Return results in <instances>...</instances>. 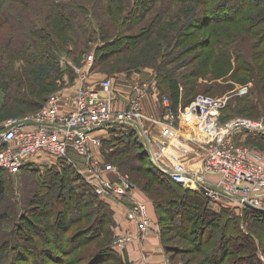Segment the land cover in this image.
Segmentation results:
<instances>
[{
  "label": "rangeland",
  "instance_id": "1",
  "mask_svg": "<svg viewBox=\"0 0 264 264\" xmlns=\"http://www.w3.org/2000/svg\"><path fill=\"white\" fill-rule=\"evenodd\" d=\"M69 1L76 2L85 7L83 8V10L79 8L81 12H78L79 14L77 15V17L83 15L82 17L89 18L91 22V28L96 32H93V35L88 38L92 33H89L86 30L85 32H82V30L76 27L74 28L76 31L74 33L70 30L69 23H67V26L65 27V30L69 31L66 33H61L58 30V26L61 27L59 23L53 25L56 33L51 29L53 26L50 27L51 32L56 35L54 39L57 42L61 37L64 38L63 41H67V37H73V40L61 45V47L63 48L57 51V57H59V61L58 63L56 62L57 64L55 63V65H53L51 61L49 64H47L42 59H37L38 61H35L28 55V48H25L26 45L21 41L22 39H28L29 36H35L38 26L49 27L50 25L48 24H50V22H59L60 18L58 15L53 13V10H57L60 12L61 10L52 4V0H0V3L2 4L1 8L5 10L8 16L12 17H9L10 20L6 21V18L4 16H1L0 14V125L6 123L10 119L33 114L37 111L38 106H40L44 99L51 93L70 92L75 90L84 82L96 83L100 79L105 77H111L113 79V82H119L120 85H123L126 82H130L131 80H134V78H138L137 80L143 79V81H147L153 86V88L150 89L148 93H154V99L161 100L163 96L167 97V90L165 88V85L168 77H165L164 74L168 73L169 71H171L172 73V70L174 69H176V72L179 73L182 71V69H184L183 71H185L188 70V68H191L192 65H195V63L198 61L193 60L195 59V55L197 53L205 55L210 50V48H208L209 45L207 44L210 40V29L217 28L221 30L225 25H228L230 29H234V24L227 23L212 24V26L208 28L207 26L203 28L198 27L194 32L195 34L193 36L186 37L185 40L187 45H189L193 41H198L197 43L193 42L194 44H196L197 48L185 52V56L183 55L181 57H177V59L175 60H172L174 51L169 49L170 45H173V40H171L170 37H166L164 41L160 40L162 44L158 48L151 47L153 46V44H146V46H144L142 49L135 50L132 49V47L130 49H126L125 46L127 45H125V43L128 40L124 39L119 40L112 45H105V43L107 42L105 41V39H107V37L101 36L102 34L100 26L98 24V20L105 17L109 21L110 17L109 15L105 16L103 14V12L101 11V5L99 7L98 4H109L111 2V4L113 5L115 3H119V5L123 7L121 8L123 12H126L128 14V17H133V12L129 13V11H131V9H135V0ZM164 6H166L167 9V14L165 16L168 18L169 22H172L174 27H182V30H184L186 27V24L184 23L191 17V11L194 8V5L191 4L189 0H174L171 1V3H168V6L167 4L163 3L162 6L160 5L157 9L152 7V9L150 10V16H153L155 14V10L162 11ZM233 7H235L234 4H226L227 9H233ZM249 8L251 9V7ZM65 12L66 11H64L63 13ZM145 16L146 14H144L141 19H143ZM14 19L18 20V26L16 25L15 21H13ZM70 19L73 20L72 18ZM146 19H143L141 21H145ZM116 28L117 25L112 29ZM127 29L128 28H125L124 31H128ZM192 31V29L189 30V32L191 33ZM14 32L15 38L13 39L11 37V34H14ZM80 35V44L82 46L83 42L87 41L86 47L83 50L80 48L81 46H79L78 42V37ZM244 35L245 37H248L247 34ZM182 38L183 37L181 36L180 39ZM244 43L245 47L249 50V43ZM19 49L24 50V57L16 56L14 58V61H6L5 57H1V54H3V56H6V54L17 55ZM174 49H177L176 51H178L179 48ZM240 49L242 50V52H245L244 56L247 60L252 59L250 57V52L249 55H247L246 49L241 47ZM88 55H92L91 65H88L86 61ZM187 57H189L192 61H189ZM30 58L33 59V61ZM61 59H65L71 64H64ZM226 60L227 59H223L217 63L214 62L212 65L214 74L213 79L216 83L215 85H213V87L217 86L218 89H216L215 91L211 90L206 92L200 90L202 89L201 87H203L201 86L203 80L199 79L196 82V86L198 87H195V90L200 91H196L193 97L195 98L197 95H209L212 97L222 98L223 96L228 95L229 97L226 101L228 106H226V109H223L221 118L219 117V121L221 123H224L233 117H244L254 121H264V78H261L260 80L255 79L252 74H248L244 71L232 72V70H229ZM235 65L237 64L235 63ZM77 68L80 70L88 69V74L85 76V78H82L81 72L78 73ZM254 69V72L258 73V70L256 68ZM45 76L47 78L44 82L43 77ZM206 77L209 78L210 81L212 80L210 77ZM191 80L192 78L187 81ZM224 85L231 89V92H223L222 89H225ZM47 86L50 87V90L48 92H46L45 90ZM242 86L247 87V93L243 95L237 94V91ZM187 106L188 105L181 108L176 115L174 114L175 124L178 125L182 113L185 111ZM140 133H143V131H139V134ZM109 135L107 137H109ZM232 140L235 144L248 145L254 150L264 154V138H262L260 134L258 135L257 131H236L233 134ZM143 144H145V142ZM91 146V154L100 164L111 163L115 165L117 171L120 174L127 176V178L133 183L134 191L137 190L143 192L140 194L143 195L144 200L148 201L147 203L152 208V211H154V216L159 218V215H161V213L156 210L157 203H160L162 199L168 197L170 193L176 192L172 189L160 185L159 183H157V181H153L150 178L147 172L148 167H146V163L140 159L136 160L135 156L139 157V155L133 153L134 148L132 149L133 152H113L110 150L111 147H107V145L103 146L102 143L99 145L91 144ZM145 149L148 151L147 147H145ZM136 152L138 153L139 151ZM50 156L52 155L43 153L40 156L33 157L29 159L23 167L15 172H8L2 169L1 177L5 180L6 191L5 197L0 200V210L7 211L9 213V217L5 218L0 223V241L4 237H6L5 239H3L4 242L12 240V231H15L14 221H17V219L19 218L18 210H21L22 207H27L29 205V209H32V207H36V211H31L23 215V217L21 218V222L23 224L24 230H22L21 233L23 236H29L33 246V248L31 249V255L33 257H39L42 261V264H86V260L89 258L88 255H90L95 248L103 245L106 241H109V243L113 244L114 248H116L115 241L118 238H127L126 236L128 235L131 238L132 236L134 237L133 233L131 232L118 233L115 229V225L114 227L112 226L111 234H100L98 239L94 238L87 241V243L85 244H80L78 247H75L73 249L67 247L66 250L62 251L58 249L52 242V232L46 233V235L50 237L49 239H43L40 235V232H35V229L33 232L34 224L39 225L42 224V221L46 222L48 218H53L54 215L51 213V211L46 213V210L50 209V205L52 203H54V205H56L58 208L61 207V204L58 203L60 201L59 199L63 198V196L66 195V193H64V189L67 190V188L64 185V180L61 182V180L56 179V181L58 182L54 185V187L51 188V190L47 191L46 189L42 190L41 186H39V184L42 183V180L44 182H50L54 180L55 177L51 176V171H49V169L55 168L56 170H59L62 168L61 167L58 169L56 167V165H58V161L56 162V164H52L51 161L48 162L46 160V157ZM40 159L46 160L45 163L40 164ZM34 161H37V163H33ZM29 164L35 165L33 167V170H27ZM31 171H34V173ZM61 184H63V186H61ZM69 185H71V182H69ZM184 188L194 189L200 193H204L199 189L200 187L197 183L184 185ZM44 192L54 193L49 201H45V199H47L46 197L48 196L47 193L45 194ZM75 194L76 193H70V201L74 205L81 204L80 213H82L83 210L87 209V206L85 205V202H81L79 204L80 198ZM131 194L133 196H136L135 198H137L140 203H143L145 205L147 215H149L150 217V223H153L155 227L156 224L159 226L157 234L160 237L161 243H163L165 246L163 249L168 254L167 259L169 263L211 264L206 261L205 253H201L199 250L200 242L195 240V235H197V233L192 234L187 232L186 235H181L171 226V223L167 222L166 224H164L165 227L163 226L162 228V224H160L157 220H154L155 218L153 219V216L151 217V215L148 213L147 204L144 203L145 201H142V198H139L136 193ZM23 196H28V198L33 197L32 199L35 202L33 204H28L27 200H25L26 202H24L22 200ZM216 202H218V204L210 202L209 205L216 207L218 209L217 211H219L223 206H225L230 213H236L239 210V207L237 205H234L230 202L224 200H218ZM13 206L15 207V211ZM41 211L45 212L42 213ZM90 220L91 218L83 216L77 219V221H75L74 223H70L69 228L61 234V239L60 237H58L60 244L64 245L65 247L68 243L70 245L71 243L67 241L68 236L73 231H75L77 227L83 224H88ZM28 221H30L29 224ZM244 230L247 232L250 231L251 234L255 237L254 239L257 243V251L258 257L260 259V264H264V225H254L251 223L250 226H246L245 223ZM137 233L139 235V238H141L144 237L148 232L143 234L138 230ZM238 237L239 236L236 235V238ZM205 238L206 241H204V243H208L209 237ZM244 240L245 239L241 238L240 241L244 243ZM126 244H128V242ZM11 249L13 252L14 247H12ZM44 249L53 250L51 252L57 255L56 258L58 259L52 260L47 255L43 254V252L41 251H43ZM23 251L27 253L26 250L23 249ZM228 254L229 252L224 253L223 264H250L253 261L246 252L235 251V254ZM15 262H17V264H26L25 259H18ZM27 264L29 263L27 262ZM95 264L117 263L96 262ZM255 264H259L258 261H256Z\"/></svg>",
  "mask_w": 264,
  "mask_h": 264
},
{
  "label": "trees",
  "instance_id": "2",
  "mask_svg": "<svg viewBox=\"0 0 264 264\" xmlns=\"http://www.w3.org/2000/svg\"><path fill=\"white\" fill-rule=\"evenodd\" d=\"M171 1L174 0H135V9L129 11V13L133 12V17H128V14L123 12L121 9L123 7H121L119 3L113 5L111 2L109 4H97L99 7L101 5V11L103 14L105 16L109 15L110 17L109 21L105 17L98 20L102 34L101 36L107 37V39H105V41H107L105 43L106 46L124 39L128 40L125 43V45H127L125 46L126 49H130L131 47L135 50L142 49L146 44H153L151 47L158 48L162 44L160 40L164 41L166 37H170L171 40H173V45L169 44V49L174 51L172 60L183 56L184 53L189 50L197 48L196 44L193 42L197 43L198 41H193L192 43L189 42L190 44L187 45L185 40L186 37L193 36L198 27L203 28L207 26L208 28L216 23L234 24V29H230L228 25L222 27L224 30H219L217 28L210 29V40L207 43L210 50L205 55L197 53L193 60L198 61L195 65H192L191 68H188V70L185 71L182 69L179 73L174 69L172 70V73L171 71H167L168 73L164 74L165 77H168L165 88L170 101L169 109L173 114L176 115L181 108L188 105V103L194 98L193 95L196 91L203 90L206 92L218 89L217 86L213 87V85L216 84L213 79L214 74L212 69L214 62L217 63L223 59H227V66L232 72L244 71L248 74H252L255 79L260 80L261 78H264V0H189L191 4L194 5V8L191 11V17L184 23L186 24L184 30H182V27H174L172 22H169L168 18L165 16L167 14L166 6H164L162 11L155 10V14L150 16V10L152 7L157 9L160 5L162 6L163 3L168 6V3H171ZM52 4L61 10V12L53 10V13L60 18L59 22H50V24H48L50 25L49 27L38 26L35 36H29L28 39H22L21 42L26 45V47H24L28 48V55L35 61H38L37 59H42L47 64L51 61V63L55 65V63H58L59 61L57 51L63 48L61 45L73 40V37H67V41H63L64 38L61 37L57 42L54 39L56 35L51 32L50 27L59 23L61 27L58 26V30L61 33H66L69 31L65 30V27L67 26L66 24L69 23V28L74 33L76 32L74 29L75 27L82 30V32H85L86 30L89 33H92L88 38H90L93 35V32L96 31L91 28L89 18L82 17L83 15L77 17L79 14L78 12H81L79 8L82 10L85 8L83 5L69 0H52ZM226 4H234L235 7H233V9H227ZM1 5L2 4L0 3L1 16H4L6 21L10 20L9 17L11 16H8L5 10L1 8ZM249 7H251V9ZM63 10L66 12L63 13ZM144 14H146V16L143 19H147L141 21L143 20L141 17H143ZM13 21H15L18 26V20L14 19ZM116 25L117 28L112 29ZM125 28H128V31H124ZM51 29L55 32L54 26ZM190 29L193 30L192 33L189 32ZM244 34H247L248 37H245ZM14 35L15 32L14 34H11L13 39L15 38ZM181 36L183 37L182 39H180ZM80 40L81 35L78 37V42L79 46H81L80 48L83 50L86 47L87 41L83 42L82 46ZM244 42L249 43V50L245 47ZM240 47L246 49L247 55H249L250 52V57L252 59L247 60L244 56L245 52H242ZM174 48L179 49L176 51L177 49L175 50ZM16 56L24 57V50L19 49L17 55L6 54V56H3V54H1V57H5L6 61H14ZM187 58L189 61H192L189 57ZM33 59L31 60L33 61ZM235 63L237 65H235ZM254 68L258 70V73L254 72ZM206 76L210 77L212 80L210 81ZM43 78L45 82L47 77L45 76ZM191 78V81H187ZM199 79L203 80L201 85L203 87H201L202 89L200 90H195V87H198L196 86V82ZM224 87L225 89L223 88L222 91L225 93L231 90L226 87V85H224ZM45 90L48 92L50 87L47 86ZM47 97L38 108L45 103ZM226 106H228L227 102L219 110L220 118L222 111L223 109H226ZM138 131L139 130L131 124H120L96 127L92 130V135L98 136L100 138V144L102 143L103 146L107 145V147H111L110 150L113 152H133L132 149L134 148L133 153L138 154L139 157L141 156L139 158L134 155L136 160L140 159L146 163V167H148L147 172L150 178L153 181H157L160 185L176 192L170 193L168 197L162 199L161 202H158L156 205V210L161 213V215H159V220L161 222L160 224H162V228L163 226L165 227L164 224L167 222L171 223V226L181 235H186L187 232L192 234L197 233V235H195V240L200 242L199 250L201 253H205L206 261L211 264H223L224 253L229 252L228 255H230L235 254V251L248 253L247 255L253 260L250 264H255L256 261L260 264L257 243L254 239L255 237L250 231L247 232L244 230V225L245 223L246 226H250L251 223L254 225H264V211H259L250 207H243L240 213L238 211L236 213H230L223 205L219 211L211 209V205H209L210 202L217 204L218 202L211 201L208 196L197 190L184 188L182 183L172 180L167 173L160 171L153 165L149 158V154L140 139ZM257 134H260L261 137L264 138L263 131H258ZM108 135L109 137H107ZM136 151L139 152L137 153ZM53 158L54 160L52 164H56L58 161L56 167L58 169L62 168L59 170H56L55 168L49 169V171H51V176L55 177L54 180L50 182H44L42 180V183H40L39 186H41L42 190L46 189L47 191L51 190V188L58 182L56 179L61 180V182L64 180V185L67 188V190L64 189L66 195L59 199L60 201L58 203L61 204V207L58 208L54 203H50V209L46 210V213L51 211L54 215L53 218H48L46 222L42 221V224L39 225L34 224L33 232L34 229L35 232H40L43 239H49L50 237L46 235V233L52 232V242L62 251L66 250L67 247L73 249L80 244L87 243V241L91 239H98L100 234H111L112 226L114 227L116 223L114 220L113 208L105 199L107 195L100 196L96 194L86 180L78 174L73 165L68 164L62 159L56 157ZM46 160L48 162L50 161L49 159ZM34 166L35 165L33 164H29L27 170H33ZM31 172L34 173V171ZM1 174L2 170H0V200L5 197L6 191V183L4 178L1 177ZM69 182H71V185H69ZM61 186H63V184H61ZM44 193L46 194L47 192ZM70 193H76L75 195L80 198L79 204L85 202L87 209L80 213L81 204L74 205L71 203ZM53 194L54 193H47L48 197H46L47 199H45V201H49ZM113 196L114 198H118L122 195ZM32 198L33 197L28 198V196H23L22 200L24 202L27 200L28 204H33L35 201H33ZM29 207L30 205L18 210L19 218L17 221H14L15 231H12L13 237L11 239L13 241L8 240L4 242L3 239L6 237L2 238L0 241V264H17L15 261L18 259H25L26 264L27 262L29 264H42L39 257H33L31 255V249L33 246L29 236H23L21 233V231L24 230L21 222L23 215L31 211H36V207H32V209H29ZM13 208L15 211L14 206ZM41 212L44 213L45 211ZM83 216L91 218V220L88 224H83L77 227V229L68 236L67 241L71 243L70 245L68 243L65 247L60 244L58 237L61 239V234L69 228L70 223H74L77 219ZM8 217L9 213L7 211L0 210V223ZM29 223L30 221H28V224ZM236 235L239 237L236 238ZM205 237H209L210 242L208 241V243H204V241H206ZM241 238L245 239L244 243L240 241ZM12 247H14L13 252L11 249ZM23 249L26 250L27 253L23 251ZM51 251L53 250L44 249L41 252L52 260H57V255ZM88 256L89 258L86 260V264H95L96 262L126 264L123 261L121 252L115 249L114 245L109 243V241H106L103 245L95 248Z\"/></svg>",
  "mask_w": 264,
  "mask_h": 264
},
{
  "label": "built area",
  "instance_id": "3",
  "mask_svg": "<svg viewBox=\"0 0 264 264\" xmlns=\"http://www.w3.org/2000/svg\"><path fill=\"white\" fill-rule=\"evenodd\" d=\"M91 59L92 55H88V65H91ZM61 61L71 64L65 59ZM77 71L81 72L82 78L88 74V69L77 68ZM113 85V79L105 77L96 83L84 82L70 92L51 93L33 114L10 119L0 125L1 129L19 120L34 121L12 126L1 136L0 170L15 172L29 159L48 153L73 165L100 196L132 192L133 183L127 176L120 174L115 165L100 164L92 156L91 144H100V138L92 135V130L99 126L120 124L140 128L143 119L150 117L144 113L142 105L153 86L147 81L134 79L130 85L128 105L116 109L112 105ZM247 91V87L242 86L237 94L243 95ZM228 97L197 95L182 113V118L195 125L199 133V146L204 152L201 173L192 176L167 169L148 149L149 157L153 165L167 173L172 180L183 185L197 183L211 201L230 202L239 207V213L243 207L264 211V154L248 145L235 144L232 140L233 134L239 130L264 132V121L233 117L221 123L219 110ZM161 101L167 109L164 118L173 126L174 114L169 109V99L162 97ZM106 121L119 123L104 124ZM125 216L135 222L140 233L145 234L150 230L158 232L159 226L150 223L145 205L138 200L128 206ZM126 237L118 238L116 247H125L132 239L129 235Z\"/></svg>",
  "mask_w": 264,
  "mask_h": 264
},
{
  "label": "crops",
  "instance_id": "4",
  "mask_svg": "<svg viewBox=\"0 0 264 264\" xmlns=\"http://www.w3.org/2000/svg\"><path fill=\"white\" fill-rule=\"evenodd\" d=\"M132 81L123 85L116 81L113 82L112 105L114 108L121 109L128 105ZM166 96L168 98V95ZM154 97V93H148L143 99V111L150 116L142 121L140 128H137L139 131H143L139 134L141 141L142 139L145 141L143 145L167 169L181 171L192 176L201 173L204 152L199 146L200 139L197 128L184 120L182 116L178 125L175 124V121L173 126L169 125L164 118L165 107L162 105L161 100L154 99ZM46 159L51 162L54 160L52 156ZM45 161L40 159L39 163L43 164ZM33 163H37V161ZM131 193H136L139 198H142V201L144 200L143 195L140 194L143 192L137 190L128 192V194L118 198H114L113 195H107L105 198L113 208L116 231L118 233L131 232L134 235L124 248L116 247L115 249L121 252L123 261L126 264H171L172 262H168V254L164 251V244L161 243L157 232L150 230L144 237L140 236L141 238H139L135 222L126 218L125 213L128 206L134 200H137L136 196ZM144 201L151 217L153 216L154 220L161 223L159 218L154 216V211L147 203L148 201ZM211 209L218 210L212 205Z\"/></svg>",
  "mask_w": 264,
  "mask_h": 264
},
{
  "label": "water",
  "instance_id": "5",
  "mask_svg": "<svg viewBox=\"0 0 264 264\" xmlns=\"http://www.w3.org/2000/svg\"><path fill=\"white\" fill-rule=\"evenodd\" d=\"M25 122H27V123H34V121H31V120H19V121L15 122V123H12V124L8 125V126L2 127L0 129V138L12 126H15V125L20 124V123H25ZM110 123H119V121H106L104 124H110ZM72 129H76V128L72 127ZM142 141H143V143L145 142L144 139H142ZM245 205L246 206H249L248 204H245Z\"/></svg>",
  "mask_w": 264,
  "mask_h": 264
}]
</instances>
